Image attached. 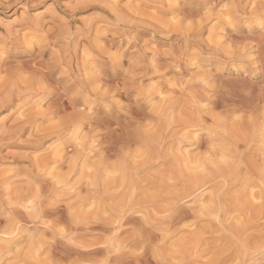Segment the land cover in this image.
I'll return each instance as SVG.
<instances>
[{
	"label": "rangeland",
	"instance_id": "374dc122",
	"mask_svg": "<svg viewBox=\"0 0 264 264\" xmlns=\"http://www.w3.org/2000/svg\"><path fill=\"white\" fill-rule=\"evenodd\" d=\"M206 1L207 0H87L85 5L81 2V4H74L75 1H71V3L70 0H52V3L58 5V7L54 10L52 15L46 16V5L48 4V0H13L12 3H4L3 0H0V29H2V31H0V96H2L0 97V213H4L6 207L9 211L15 208L13 207V202L15 203L16 201V194L19 190L26 187V176L32 171L33 166H36L38 171L47 173L52 180L64 177L65 174L67 175L68 173L65 172L66 170L68 172L66 166H68L69 158L73 156L76 149H79L77 142L79 143L80 140H82V137L87 134L89 127L86 125L78 130L74 129L75 131L69 130L62 135H42L43 133L46 134L47 131H49V128L52 127L51 124L57 121V119L53 121L51 120L50 122L47 119L46 121V116L51 109L57 106V103H60L62 100V102H64V97L57 102L58 100L56 98L58 97V92H51L49 90H47L49 92L44 91L43 93L32 89L31 91H25L20 94L23 87L21 88V86H19L20 88H16L18 85L17 77L19 74L17 75L16 73L18 72H14L15 68L27 69L34 63H36V65L40 63L44 65L47 63L48 65L51 63L56 67L55 71L58 69L56 75L53 76V79L57 78L59 74H61V77L65 78L63 72L67 69L66 67H69L70 62H74L73 67L77 65V67L81 68L83 66L81 64H84L85 67L83 66V68L87 67L86 69H88L90 66V68H92H89L90 71L94 72L90 73L89 69L87 71L93 77L99 76L100 73L107 72L109 76L105 80H107L106 84L109 85V87L104 84L102 92L105 88L106 90L113 89L115 92L112 91V93L114 94L110 92L108 97L110 100L113 97L115 98L114 102L116 106L114 109H110L100 103L98 108L97 104H93L91 107L96 106L99 112H101V114L93 117L102 124L103 122H107L105 121V118L108 114H116L118 112V114L121 115L115 120V124L118 125H123L125 121H129V118H132L130 121H133L135 126H132L133 123L131 124L130 121V127L125 126L124 129V126H118L119 128L121 127V129H124V131L129 127L128 131L132 134L131 135L128 132L127 134L129 136H125V138H128V142H130L127 148L128 153H125L127 158L131 156L130 159H127L130 168H132L131 166H134L135 168L138 165L134 162L142 157L139 154L140 150L143 152L145 150V145L143 147V142H140V139H138L139 136H145L144 134L148 137L155 138L160 144L163 143L160 152H162V150L165 151V149L169 150L174 144V147L172 146V150H170L171 152L168 151L169 154L167 153L168 157L164 154L165 152H162V154L165 155L167 159L178 157L177 159L180 160L179 168H182L181 170L185 171L184 164L186 166L187 161L182 162V160L186 158L187 153L188 157H196L197 154L203 156L205 153L204 147L199 150L192 149L189 145L191 138L194 139L195 136L199 137V139L202 138L201 140L204 139L203 141H205L208 136L206 134L207 131L209 132L212 130L213 133L219 132L220 135L223 136L224 134L225 136L228 131L229 133H231L230 131H233L231 128L235 129V127H237L232 126V122L238 118H245L246 115L249 114V112L245 110V106L242 105H246L247 103L245 102L249 103L250 100L252 101L254 96L258 94L257 90L262 87L261 84L264 79V73L262 74L264 69H261V65H259L264 62V28H261L260 26V16H264V0H231V2L229 0H221V2L216 0H209V2ZM226 1L230 4H238L224 5V3H227ZM113 4L116 5L115 8L117 11ZM214 4H217L218 7ZM239 4L242 7L238 6ZM69 5H71V7H69ZM213 5L216 8L214 10L212 9L214 8L212 7ZM233 6H237L239 11ZM229 7H233L235 11L232 10L231 12V8L229 9ZM226 11L231 15L236 12L235 19H232L231 17L234 16H231L230 14H228L229 16L226 15ZM229 18H231V20ZM174 19L183 22L184 30L182 32L177 31V28L173 23ZM37 29L43 30L49 37L51 46L45 48L43 51H40L39 48L33 49L30 47L31 37ZM94 44L96 48L94 46L91 47ZM83 45L85 46L83 47ZM232 45L238 47V50L237 48L233 49L235 47ZM5 49H7V52H5ZM103 49L106 50V52ZM239 49H243L242 52L246 53H244L245 56H243L244 54L241 51L239 52ZM234 50L237 51V54ZM70 53L73 55V58L70 57ZM118 53L129 59L134 58L136 60L135 66L142 65L141 71L137 73V81L142 82V85L138 83L137 88H140L141 86L145 89L151 88L153 97L151 100L140 103L139 106L136 103L135 95L132 94V89H129V93L126 97L121 95L122 91L118 89L117 84L120 85L119 80H124V71L122 72V70L127 68L128 64L123 60L121 61V64L124 65V69H118L120 65H116V67L113 64L112 61ZM240 53H242L239 55L241 58L235 57V54L238 56ZM86 54L89 56L87 57ZM153 56L157 58L155 66L152 63ZM84 58L87 63L85 60V62L83 61ZM109 60H112L111 64L109 63ZM37 61H39V63H37ZM85 63L90 65L86 66ZM104 65L107 66L105 67ZM109 65H114L119 74L114 75L110 71L109 73ZM12 66H15V68ZM263 66L261 67L263 68ZM13 72L16 75L15 77L17 80H12L11 85L10 80L7 78H11ZM81 72L83 74L86 73L80 70V73ZM82 73L80 75H82ZM15 77L14 79H16ZM108 78L111 79V81H108ZM112 78L116 79L117 83L116 81H113ZM8 80L9 82L7 84ZM4 82L7 84L8 88H10L9 92L12 91L11 94L7 92L6 98L4 92H6L7 86ZM103 83L100 84L102 85ZM10 85L12 87H9ZM114 86L117 88H114ZM59 87L63 86L60 85ZM59 87L57 89H60ZM3 88L6 89L4 90ZM119 88H121V85ZM116 89L119 90V93ZM8 95L11 96L9 97ZM229 95L230 97L232 95L234 96L231 98L233 101L230 99ZM225 98H227V100ZM206 99L212 103L215 101L214 103L216 106L213 108V111L215 112L212 111L211 113H214V117L217 115L215 123L218 125L213 124L214 122L208 118V116L206 117L203 115V117L207 118L205 121L206 124H204L203 130L201 129V133L199 134L200 128L197 126L198 129H194L196 126H192L193 124L191 121H198L201 114L210 109L209 106H212V103L210 102L208 104ZM174 100L175 102H173ZM204 100L205 102L203 103ZM221 100L222 102L220 103ZM167 102H172V104L170 103L169 105ZM163 103L165 106L162 105ZM218 103L220 105L222 104L220 108ZM223 103L225 106H223ZM167 104L168 106L173 105L174 111H176L174 117L179 118L180 120L186 119L185 121L188 122L184 121L185 124H183L184 122L182 123L180 121V124L176 123L177 126L173 125L177 127H174L175 129H173V126L169 125V117L170 115H173L174 112L169 115V111H165L164 114L168 113L166 116L164 114L162 116L159 112L160 110L162 112L163 106L167 107ZM204 105L209 109L204 111ZM236 105H239L237 110ZM161 106L162 108L160 109ZM202 106L204 107L202 108ZM263 106L264 105H262V107ZM232 107L235 109L234 112L231 109ZM199 108H202L203 112ZM69 109L70 108H68V110ZM70 111L67 112L70 113ZM73 112L74 114L80 113L72 109L71 113ZM198 113H200V115ZM224 113H226L227 116L230 115L228 117L229 119L226 118L227 116ZM231 113H236L234 115L237 119H233L232 117L234 115H231ZM159 114H161L162 117ZM244 114L246 115L244 116ZM238 115L243 116L238 117ZM186 116L190 118H185ZM192 116L193 119L191 118ZM27 117L31 119L30 122H35V126L26 125L22 126V128L19 126L22 131L19 132L17 130L20 134H17L18 132L15 133V129L18 127H15V125L22 123L21 121L25 120ZM58 117L59 116H57V118ZM157 119L160 120L157 122ZM225 119H228L229 121H225ZM243 120H246V118ZM223 122H227V125L221 128ZM188 123H190V127L188 126ZM37 124H39V126H37ZM212 124L216 128L218 126V128L215 129ZM185 125L187 126L184 127ZM226 126L230 129L228 128L227 130ZM104 127L107 126H101L94 131L92 130L93 132H90V136L96 134V131L99 133L106 132ZM110 127L115 128L117 126ZM162 127L163 129L160 130ZM167 127L169 129L168 131H166ZM219 127L221 130L226 129L222 132ZM12 128H15V131L11 130ZM263 130L264 128H262V134L264 133ZM157 131H159V133ZM120 132L123 133V130ZM121 133L118 132V134ZM156 133L157 135H160L161 138L155 137ZM165 133H167V135H172L173 133V137L170 136L169 140V135L165 137ZM192 135L194 136L191 137ZM182 137H185L184 141ZM187 137H190V139ZM107 138V136H95L94 140L95 142L99 140V142H101L100 144H102L101 146H104L106 145ZM171 138L173 141L177 138L175 142L180 138L181 140L179 141H183L184 143H181L180 146H175L174 142L171 145ZM153 144L154 143H151V145ZM139 146L141 148L143 147V150L139 148ZM205 147L208 146L206 145ZM106 154L105 151L100 152V155L102 156H105ZM159 154L161 157L163 156L161 153ZM182 154L186 156H183ZM141 155L143 154L141 153ZM92 159L91 162H93L94 159L97 160V157ZM141 159L140 162L143 160ZM210 159L221 160L219 155ZM133 160L134 162H132ZM129 161H131L132 164ZM58 162L59 164L61 163L60 166ZM235 162L236 160L234 159L232 164H235ZM187 164L190 167H193V165L194 168L197 167H195L193 161L190 164ZM87 167L91 168L90 162ZM153 167L154 166H152V168ZM155 167L154 171L151 168V172H148L149 174L152 173L151 175L154 177H156V174L159 172V168ZM85 170L86 169H84L83 172L88 171ZM199 170H201V168H198V171ZM89 171H91V169H89ZM89 171L87 173H89ZM128 171L131 172L132 170L130 169ZM156 171L158 172L155 173ZM119 173L114 177H118ZM243 173L244 170L241 171V174ZM182 174L184 175L183 171ZM182 174H179V181L183 178ZM158 179L161 180L164 178ZM252 179H255V177H252ZM165 180H167V177ZM5 181L8 182L6 183ZM172 181L173 180L169 183L172 184ZM82 182L83 183L78 184L73 188L68 185L63 192L67 191L71 193L72 201L74 200L75 202H78V197L80 196L79 193H83L81 194L82 197V195H84V189L87 186V180L85 178L82 179ZM157 183H159L158 180ZM163 184L166 185L165 183ZM53 186L54 184L50 183L49 189L52 192L56 190ZM145 187L143 188L146 191ZM204 191L205 190L201 191V193ZM254 191H256V189H254ZM238 192L242 193L240 188L236 186L230 191V195ZM203 194L204 196L198 204L194 203V205L189 201L182 203L181 205L185 207L184 209L186 211L184 212V210H180L177 212L182 219H177L168 227L166 225L160 226L164 231L158 228V232L157 227H152V229L154 228L152 235H159L161 232L164 234L161 238L164 239L165 242L162 245L159 256H153L152 252L149 251L146 253H140L135 259L142 262V264H150V262L151 264H161V261H167L168 264H262V262H264V207L261 209H254L252 206L247 210L241 208V211L235 212L234 210H240V208L237 209L236 206H229L224 208V210L226 209V211H229L228 216L230 215L226 220L222 215L223 210H220V212L217 210V207L216 209L213 206L215 208H213V210H217L221 213L220 217H214L213 215V218L212 215L211 217L209 215L207 218L205 212L202 211L203 213H199L201 207L203 208L209 204L208 192L205 191ZM263 199L261 200L264 202ZM254 200H256V204L262 202L256 196L251 201ZM8 201H11L12 203ZM74 201L72 203H74ZM74 205H77V203H74ZM65 206L66 205H63L64 208ZM76 207L74 208L76 209ZM74 208L73 210H75ZM148 209L149 210L147 211H149L150 216H152L153 212L150 207ZM18 211L21 212V210ZM67 212L68 211L66 210L63 214L66 215ZM162 215L165 216L166 214L164 213ZM162 215H159L158 217H161ZM138 216L140 217H138L140 221L135 219L132 222L142 224L143 220H145V216L143 220L141 219V217L143 218V215ZM26 217L27 215H25V219ZM33 217L31 216L26 219H29V221L27 224H24L25 226L23 228L25 230L31 228L32 230L29 229L28 233H30L31 230L30 234H35L36 238L40 237L41 240L42 236L43 240L45 239V242L52 243L53 238L51 235L48 233L42 235L38 232L42 228L40 223H42L43 220H39V218L37 220V216L35 218ZM67 217L68 216L63 219H67ZM81 217L79 218L80 222ZM93 218L97 220V217L95 218L94 216ZM93 218L90 217L92 220L89 219L90 222H88L87 217L82 218V224L77 220L76 223L78 225L76 223H71V230L73 227L75 229L77 228L72 232L70 231L72 235L73 232L76 233L73 236L71 235V237L75 244L82 246L80 249L82 252L89 251V247L95 245L93 248H90L94 249L95 247L96 249V247H98V249H101V252L99 253H102V255L99 258L104 259L108 256V254L102 252V250L104 251V245L112 240L111 235L108 233L110 230L104 229L107 231V233H105V231H103L104 227L102 228L101 225L100 227L97 226L95 224L97 221H93ZM146 220H149V218H146ZM46 221L49 220L47 219ZM135 223L124 226V231L122 230L119 232V235L117 234L118 236L116 235V240L113 238L115 242L114 245L119 243L120 246L118 244L116 246L124 247V242H127L124 241L126 237H130L129 241H131V236H133L132 233H135L134 230L137 225ZM35 226H38V228ZM39 226L41 228H39ZM54 227H58V225ZM192 231L196 236L198 233L199 237L193 245H190L186 243V238L190 236L189 232ZM47 232L50 233L49 230ZM58 233L59 232H57V234ZM121 233L123 234L121 235ZM109 235L111 240L109 238L106 240ZM117 237L119 238L117 239ZM37 239L39 240V238ZM129 241L126 244H128ZM102 242L105 243L102 244ZM118 247L114 249L115 253L112 252V250L110 253L113 256L115 254V259H117V257L118 259L126 258L127 253L119 252V254L116 252L117 249H119ZM60 248L59 250H61V253L59 252L58 254L61 255L57 256L58 258L60 257L59 259L65 255L64 252L68 253L69 251L67 249L64 250L63 247ZM116 253L118 254L116 255ZM51 255L48 257H51ZM56 255L57 254L55 253L51 258L58 259ZM118 255H120V257ZM65 256H67V254ZM37 257L39 258L37 261H41L37 262L39 264H46L45 262H42L44 257V260L46 261L51 259H48L46 254L44 257ZM69 257L70 260L76 258L73 256ZM96 258L97 257L94 255L93 259ZM35 259L33 258V261ZM20 264L23 263L21 262Z\"/></svg>",
	"mask_w": 264,
	"mask_h": 264
},
{
	"label": "bare ground",
	"instance_id": "6f19581e",
	"mask_svg": "<svg viewBox=\"0 0 264 264\" xmlns=\"http://www.w3.org/2000/svg\"><path fill=\"white\" fill-rule=\"evenodd\" d=\"M71 1L72 2L75 1L74 4H76V3L85 4V2L87 0H70V2ZM83 1H84V3H83ZM216 1L221 2V0H216ZM229 1L231 2V0H229ZM3 2L4 3H12L13 0H3ZM206 2H209V0H207ZM218 2H217V4L219 5ZM217 4H214V5L217 6ZM226 4L232 5L234 3H232V4H230L228 2L224 3V5H226ZM237 4L238 3H236L234 5H237ZM214 5L212 7H214ZM241 5H242V3H241ZM78 6H80V5H78ZM115 6L116 5H114V8H115ZM238 6H240V4ZM233 7L232 8L229 7V9L231 8V12H232V10H234ZM236 7H234V8L236 10H238V7L237 8ZM240 7H242V6H240ZM212 9L214 10L216 8L214 7ZM116 11H117V9H116ZM133 12H135V11H133ZM235 13L236 12H234L233 15H231L228 12H227V14L226 13L225 14L226 15L230 14L231 16H234V17H231V16L230 17L232 19H235V15L237 14V13L236 14ZM231 18H229V19L231 20ZM260 18H262V17L260 16ZM109 44H111V43H109ZM230 45H229V47H230ZM84 46L85 45H83V47ZM93 46L95 47V44L92 45L91 47H93ZM232 46L235 47L234 45H232ZM97 48H98V46H97ZM236 48L238 50V47H235L233 49H236ZM231 49H232V47H231ZM243 49H246V48H243ZM243 49H241V50L239 49V52L240 51L242 52ZM103 50H101V51H103ZM74 51H73V53H74ZM104 51L106 52V50H104ZM98 52H99V50H98ZM235 52L237 54V51H235ZM242 53L238 54V56L235 54V57L241 58V56L239 57V55H241ZM90 54L93 55L92 53H90ZM245 54L243 56H245ZM102 55H103V53H102ZM232 55H234V54H232ZM74 56H75V53H74ZM88 56L89 55H87V57ZM70 57L73 58V55L71 54ZM84 60H85V58L83 59V61ZM111 61L109 60L110 64L112 63ZM73 63L70 62L69 67H66L67 69L64 70V72L62 71L63 74L65 75V78L61 77V74H59L57 76V78H54V79H53V76L56 75L57 70H58L57 69L55 71L56 67L54 66V64L50 63L47 65V63H46V65H44V64L40 63L37 65V68H40L41 66H43L44 68L49 69L48 71H44L41 74V78L45 82H49V83L62 82L60 85H62L63 87H59L60 89L55 90L56 93L58 92V97L56 98L58 100L57 102L62 100V98L64 97L65 89L71 88L74 83L78 84V85L79 84H90L94 89V94L100 95L101 100H103L106 95L109 96L108 94H110V92L112 93L113 89H111V88H110L111 90H109V89L106 90V88H105V90L102 92L103 85L106 84V81H107L105 79H107V77L109 76L107 74V72L100 73L99 76L94 75L95 77H93L87 71L90 68V66L88 67V69H86L87 67L83 68L84 64H81V65H83L81 68L77 67V65L75 67H73ZM86 63H87V61H86ZM86 63H85L86 66L90 65V64H86ZM109 63H107V64H109ZM262 64L264 65V62H262ZM262 64H259V65L263 66ZM109 66H110V69L108 70V72L110 71L114 75L119 74L118 70L116 69V67H117L116 65H115L116 67H114V65H112V66L109 65ZM261 66H260V68L264 69V66H263V68ZM120 68L121 67H119L118 69H120ZM90 69H92V68H90ZM90 69H89V71H90ZM256 69H254V70H256ZM261 69H260V71H261ZM80 70L83 72H86V73L83 74L81 72L82 75H80L81 74ZM102 70H103V68H102ZM123 71L124 70H122V72ZM14 72L16 73V71H14ZM14 72L12 73L11 78L10 77L7 78L10 80V84L12 85V83H11L12 80L16 81L18 78V80H17L18 85L16 86V88L19 86H21V88L23 87V90H22V92L20 91V94L25 92V91L26 92L31 91L33 89L31 86V82L25 81L19 73H16L17 75L19 74L18 77L16 78L15 77L16 75L14 74ZM93 72L90 71V73H93ZM263 73L264 72H262V74ZM14 77L16 79H14ZM263 77H264V75H263ZM9 80L7 81V84L9 82ZM108 81H111V79H109ZM113 81H116V79H113ZM119 82H120L121 88H119L120 87V85H119L118 89H120V91H122L121 95L123 97H126L127 94L129 93V89L131 90V88H129L128 90H125L124 80L121 79V80H119ZM100 83H103V84L101 85ZM116 83H117V81H116ZM7 84L5 83L6 86H7ZM11 85L9 87H12ZM107 86L109 87V85H107ZM261 86L262 87H260V88L258 87L259 88L257 90L258 94L256 96H254L252 101L250 100L249 103L245 102L248 104V105L246 104L247 106L244 104L242 105V106H245V110L247 112H249V114H247V115L244 114V116L246 115V117H245L246 120H243L245 118H238L237 119V117L234 115L236 113H234V114L231 113V115H234L233 117L232 116L231 117L233 119H237V120H234L233 122H232L233 119L231 120V122L233 123L232 126H237V127H235V129L231 128V130H233V131H230L231 133H229V131L228 132L226 131L227 134H225V136L223 134V136H222L219 134V132L213 133L212 130H210L212 133L210 131L209 132L207 131L206 134L208 135L207 137H209V138L206 137L205 141H203L204 139L201 140L202 138L199 139V137H195L194 135L191 136V137L194 136V139L193 138L190 139V137L189 138L187 137L188 139H190L189 145L192 147V149L199 150V149L204 147L205 153L203 156L197 154L196 157L195 156L188 157L187 151H186L187 156L182 154L183 156H186V158L184 160H182V162L187 161V163L190 164L193 161L195 164V167L197 166L196 168H194V165H193V167L192 166L190 167L186 163V166L184 164L185 171L181 170L182 168H179L180 160L177 159L178 157L172 158V159L166 158V156L168 157V155H167L168 151L172 150L171 149L172 146L174 147L173 143L175 142V140L177 138L174 141L171 138L172 141L170 144L171 145L173 144V145L169 148V150H167V149H165V151L162 150V152H165L164 153L166 155L165 156L162 154V152H160L162 149L163 143L160 144V142L156 141L155 138L148 137L146 134H144L145 136H142V137L139 136V138H138V139H140L139 140L140 142L141 141L143 142L142 143L143 147L145 145L144 152L141 150L139 152L140 156H142L144 158L141 157L143 160L141 158H139V160L137 159L139 162L137 160H136V162H134V160H133L132 162L137 163L138 165L135 164V165H137L135 168H134V166H131L132 168H130L128 166L129 164L127 162V159H130L131 156L129 158L126 157L127 155L125 156V153L128 151L127 148L129 146L130 142H128V138H125V136L128 135L127 133L129 132L128 129L130 127V122H131V124L133 123V121H130V119H132V118H129L130 122L125 121V123L123 125L115 124V120H117L119 118V116H121L117 112L116 114H108L105 118L106 120L104 119L107 122H103L102 124H100L96 119H94L95 117H93L95 115L101 114V112H99V110L97 109L99 104H97V107L93 106L95 109L94 115H88L85 113L74 114V112L71 113L72 112L71 99H69L68 104H69L70 109L68 111L71 110L70 113L66 112L63 116H61V117L59 116L57 118V121L55 123L51 124L52 127L49 128V131H47V133L45 132L46 134H44V133L42 134V132H41V134L42 135H50V136L51 135H62L64 132L66 133V131L74 130V129L78 130V129L82 128L83 126H86V125L89 126L87 134H85V135L83 134L84 137H82V140H80L79 143L77 142V146L79 147V149H76L73 153V156L69 158L68 166H66L68 169V172H67V170L65 172L68 174L66 175L64 173L66 176L64 175V177H61V178L58 176L59 178H57L64 184L65 187H67L69 185L71 188L75 187L78 184L83 183L82 179L85 178L87 180V184H86L87 186L84 189V195H82V197H81V194H83V193H79V195H80L79 197L76 195L78 197L79 201L75 202L73 200L74 203H77V205H75V207L76 206L77 207H76V209L74 208L75 210H73V208L71 209L73 211L72 214L75 217V219L72 221V223H76L77 220L79 221L80 220L79 218L81 216H82L81 222H82V218H84V217H87L88 222H90L89 221L90 217H92V218L94 216H95V218L97 217V220L93 218V221H95V220L97 221L96 223L94 222L97 226L100 227V225H101L102 228L104 227L103 231H105L104 229H108V230H110V232L112 231L111 233L108 232L111 235L112 240L110 239V235H109L106 240H108V238H109L111 241H108L107 243L102 242V244L105 243L104 251L102 250V252H105L109 256L110 251L112 250V252H114V249L116 247H118V246H116L117 244L120 246L119 243H116V245H114L115 242H114L113 238L115 239L116 235L117 234L119 235V232L122 231L123 228H125L124 226L129 224V223H127V221L132 222L133 220L138 219V217H139L138 215H140V216L143 215V218L141 217V219L143 220L144 216H145V220H143L142 224L145 226L150 224L152 227H157V231H158V228H160V226L166 225L168 227V226H170V224H172L177 219H182L180 217L179 213H177L180 210H184V212L186 211L184 209L185 207H183V205H181V204L188 202V201L191 202V204L192 203L198 204V202H200L201 198H203V196H204L203 193L205 191L208 192V195H209V204H207L203 208L201 207L202 209L200 208L199 213L205 212L207 218L209 217V215H210V217H211V215H212V217H213V215H214V217L215 216L220 217L221 213H219V211L223 210L222 211L223 218H225L227 220V218L230 215L228 216L229 211H226V209L224 210V208H227L229 206H232V207L236 206L237 209L240 208V210L239 209L234 210L235 212L241 211V208H244L243 210H247V209H249V207L251 208L252 206L254 209L255 208H257V209L263 208L264 202L261 199L264 198V187H262V185L260 183L259 172H260L261 168H264V151H262V144H264V133L262 134V128H264L263 127L264 126V106L262 107V105H264V79L262 81ZM114 88H117V87L114 86ZM3 89L5 90L6 88H3ZM118 89H116L117 92L119 91ZM9 90H10V88H8V86H7L6 92H4L5 95L3 93L5 98H6L7 92L10 94L12 93V91L9 92ZM34 90L41 91L43 93H44V91H47V89H45L43 87H37ZM47 92H49V91H47ZM51 92H53V91H51ZM113 92H115V91H113ZM53 94H55V93H53ZM112 94H114V93H112ZM218 96H219V94H218ZM232 96L230 97V95H229L230 99L232 98ZM0 97H2V96H0ZM225 99L227 100V98H225ZM62 101L60 103H57V105H59L61 108L64 107V102H62ZM207 101L208 100L206 99V102ZM173 102H175V100ZM204 102H205V100L203 101V103ZM210 102L208 101V104ZM214 102L215 101H213V103L211 102L213 107L210 105L211 106V107L209 106L210 109L208 107L206 108L205 105H204L205 107L202 106V108L203 107L205 108V109L203 108L204 111L206 109H209L207 112L205 111V113L203 112L202 108H199L200 110H202V112L204 114L201 112L202 114H201V117H199L198 121H196V120L191 121L193 124L192 126H196V128L194 127V129L197 130L198 127L200 128L199 134L201 133V129L203 130L204 124H206L205 121L207 119L206 118L207 116H208V118H210L214 122L213 124H217V123H215V120H217V118H216L217 115L215 114L216 116L214 117L213 116L214 113L213 114L211 113L213 111V108H215V106H216V104ZM221 102H222V100L220 101V103ZM223 102H224V100H223ZM170 103L172 104V102H170ZM170 103H168V104L170 105ZM216 103H217V101H216ZM241 103H243V102H241ZM168 104H167V107H164L165 104L163 103L162 104V105H164L163 111L161 112V110H160L159 112L162 114V116H163L165 111H167V112L169 111L168 112L169 115L174 112L173 115H170V117L168 116L169 120H170L169 125L173 126V125H176V123L180 124V121L183 123L186 119L180 120L179 118L174 117V115L176 114L175 113L176 111H174L173 105L168 106ZM260 104H262V105H260ZM135 105L137 106L136 103H135ZM221 105L219 104V108L221 107ZM91 106L92 105H89V107H91ZM223 106H225L224 103H223ZM238 106H237V108L235 107L236 110L238 109ZM242 106H240V107H242ZM101 107H102V105H101ZM161 108H162V106L160 107V109ZM217 108H216V110H217ZM242 108H244V107H242ZM231 109L234 112L235 109H233V107ZM213 112H215V111H213ZM241 113H242V111H241ZM243 113H245V112H243ZM161 114H159V115L161 116ZM167 114H164V115L166 116ZM198 114L200 115V113H198ZM224 114L227 116L226 113H224ZM203 115L206 117H203ZM229 116H227L226 118H228ZM241 116H243V115H241ZM241 116L238 115V117H241ZM234 117H236V118H234ZM27 118H25V120H22L21 121L22 123L16 124L15 127L18 126L16 129L12 128L11 130L15 129L16 130L15 133H17L18 131L19 132L22 131V129H20V128H22V126H26V125L27 126H35V122H33V121L30 122L31 119L30 118L27 119ZM164 118H166V117H164ZM185 118H188V117L186 116ZM191 118L193 119V116ZM167 119H165V120H167ZM178 119H179V121H178ZM158 120H160V119H157V122H158ZM218 120H219V118H218ZM227 120L225 119V121H227ZM46 121H47V119H46ZM48 121L50 122L51 120L48 119ZM185 122H188V121H185ZM185 122L183 124H185ZM193 122H195V123H193ZM197 122H198V124H197ZM189 124L190 123H188V126H189ZM228 124H229V122H228ZM225 125H227V122H223L221 124V126H222L221 128H223ZM19 126H21V127L19 128ZM37 126H39V124H37ZM101 126H107V127H104L106 132L99 133L98 131H96V134L90 136V132H93L95 129L100 128ZM110 126H117V127L111 128ZM118 126H124V129H125V126L126 127L129 126V127L126 128L127 131L126 130L124 131V129H121V127L119 128ZM132 126H135V124L133 123ZM176 126H173V129L177 128ZM186 126L187 125H185L184 127H186ZM241 126H244V127H241ZM213 127H215V126L213 125ZM226 127L228 130L229 127L228 126H226ZM164 128H165V126H164ZM217 128H218V126H217ZM217 128L215 127V129H217ZM36 129H37V127H36ZM36 129H34V130H36ZM162 129H163V127L160 130H162ZM219 129H220V127H219ZM225 129H222V130L220 129V130L223 132V130H225ZM122 130H123V133L120 132ZM168 130L169 129L167 127L166 131H168ZM196 130H194V131H196ZM206 130H207V128H206ZM19 132L17 134H20ZM118 132L121 134H118ZM157 132L159 133V131H157ZM204 132H206V131H204ZM10 133H11V131H10ZM12 133H13V131H12ZM129 133L131 134V132H129ZM160 133H161V131H160ZM162 133H163V131H162ZM141 134H138V135H141ZM165 134H166L165 137L169 135V134L167 135V133H165ZM211 134H212V136H211ZM37 135H39V134H37ZM95 136H107L108 137L106 139L107 141L105 140L106 145L101 146L102 144H100L101 142H99V140H97L98 142L97 141L95 142V140H94ZM170 136L173 137V133H172V135L168 136L169 140H170ZM196 136H197V134H196ZM199 136H201V135H199ZM155 137L161 138V136L157 135V133L155 134ZM184 138H183V141H184ZM162 140H164V139H162ZM179 140H181V139L179 138L177 140V142H175V146H178V145L180 146L181 143H184L183 141L181 142ZM139 141H138V144H139ZM151 143H154L155 145L154 144L151 145ZM142 144H140V145H142ZM206 145L208 147H205ZM139 148H141V147L139 146ZM101 151H103V152L105 151L107 154L105 156L104 155L102 156V155H100ZM175 152H176V150H175ZM141 153L144 156L141 155ZM159 153H161L164 157L163 156L161 157V155ZM216 155L220 156V158H221L220 161L210 159ZM96 157H97V160L94 159V161L91 162V159L96 158ZM140 159L142 160V162H140ZM234 159L236 160V162H235V164H232V161ZM89 162H90L91 168L87 167V166H89ZM129 162L131 163V161H129ZM91 163H93V164H91ZM58 164H59V162H58ZM60 164H59V166H60ZM59 166H57V167H59ZM152 166H154V167L156 166L157 168H159V172L158 171L155 172V173L158 172L156 174V177L151 175L152 173L149 174L151 172L150 169L152 168ZM154 167L152 168L153 171L155 170ZM198 168H201V170L198 171ZM84 169H86L88 171H89V169H91V171H89V173H87L88 171H86V170H85L86 172H83ZM130 169L133 171L134 175L132 174V171L131 172L128 171ZM242 170H244L243 174H241ZM182 171H183L185 176L182 174ZM115 172H116V174H115ZM234 172H235V174H234ZM118 173H119V176L114 177L115 175H118ZM180 173L183 175L182 176L183 178H182V180L179 181L178 177H179ZM153 174H154V172H153ZM160 176H162V177H160ZM166 177H167V180H169V181L165 180ZM252 177H255V179H252ZM158 178H164V179H161L162 180L161 181ZM157 180L159 181V183H157ZM171 180H173L172 184L169 183ZM163 181H165V182H163ZM163 183H165L166 185H164ZM167 184H170V185H167ZM236 186L240 188V191H242V193L238 192V193H232L230 195V191L233 188H235ZM54 187H55V185L53 186V188ZM65 187L62 190V192L65 190ZM143 187L146 188V191L144 190ZM202 189L205 190L203 193H201V191H203ZM254 189H256V191H254ZM53 192H55V190ZM65 192H67V191H65ZM76 194H78V193H76ZM255 196L259 200H261L262 202L258 201L260 203L256 204V202H255L256 200L251 201V200H253V198ZM8 202L12 203L11 201H8ZM13 204H15V203L13 202ZM64 205H66V206H65V208L64 207L62 208V213L57 212V217H61V216L63 217L64 216L63 218H66V216H68V212L66 213V215H64L63 213L66 210L69 211V204L66 203ZM213 206L215 208L217 207L218 209L217 208L216 209L219 211L213 210V208H214ZM149 207H150L151 211L153 212L152 216H150L149 211H147V210H149L148 209ZM13 209L11 210V211H13V213L19 212L18 210H21L18 208H16V210H15V208H13ZM152 212H151V214H152ZM164 213L166 214L165 216L162 215ZM159 215H162V216L158 217ZM35 217L36 216H34L33 218H35ZM27 218H28V216L26 217V219ZM38 218H39V220L40 219L43 220V222L40 223L42 228L39 226V228H41V229L40 230L38 229L39 230L38 232L41 233L42 235H44V233H48L49 235H51V231H52L51 229H53L54 226H57L56 220H54L51 215H48L47 212H45L44 214H41L39 217H37V220H38ZM146 218L147 219L149 218V220H146ZM47 219L49 221H46ZM67 219H68V217H67ZM87 219H85V220H87ZM215 219H217V218H215ZM138 220H137V222H138ZM27 221H29V219ZM133 223H135V222H133ZM33 224H35V223H33ZM135 224H137V223H135ZM27 226H29V225H27ZM35 227L38 228V226H35ZM77 227H79V226H77ZM29 229H31V228H28V230ZM76 229L73 227L72 230L70 228L69 231L72 232L73 230H76ZM28 230H25L23 228L21 230V233L19 236H14L11 234L10 229H6L4 224L3 225L0 224V264L1 263H3V264H6V263L7 264H20L21 262L23 264H35L37 262H41L39 260L37 261V259H39L37 257L38 256L37 253L39 251H42L43 247H47V249H48V251L45 253L46 257L50 256L51 254L55 255V253L57 254L56 257L60 256L61 254L60 255L58 254L59 252L61 253V250H59L60 247H63L64 250H66V249L69 250L66 247V243L59 241V239L52 241V243L45 242L44 241L45 239H44L43 245H42L40 237H37V238H39V240H38L35 237L36 236L35 234H30L32 229L30 230V233H28ZM48 230L50 231V233L47 232ZM160 230H162V227L160 228ZM134 231H136V229ZM162 231H164V230H162ZM99 232H100V230H99ZM105 233H107V231H105ZM152 233H153V231H152ZM74 234H76V233L73 232V235ZM132 234H134V233H132ZM49 235H47V236L50 237ZM59 235H60V233L57 234V236H59ZM189 235L190 236L186 238V243L193 245L194 242L199 237L198 233L196 236V234L192 231V232H189ZM41 238H42V236H41ZM127 238L128 237H126L124 239V241L128 242L130 237L128 238V240H127ZM49 240H51V239H49ZM46 241H47V239H46ZM123 242H121V243H123ZM127 242H124L125 244L124 243L123 244L126 245ZM129 242H131V241H129ZM123 244H121V245H123ZM93 246H95V245H93ZM93 246H90V247L93 248ZM90 247H89V251H87V252H92V253L101 252V249H98V247H96V249H95V247H94V249H91ZM118 248L121 249V248H123V246L118 247ZM60 249H62V248H60ZM85 250H86V248H85ZM64 254L65 255L67 254V256H68V253L64 252ZM117 254L118 253H116V255ZM52 255H51V257H53ZM65 255L63 257H61V259L64 258ZM93 256L90 258L93 259ZM111 256L114 259L116 257L115 254H114V256L111 254ZM118 256L120 257V255H118ZM35 257H36V259H35ZM41 257H44V256H41ZM51 257H48V259H50ZM33 258L36 260V262H35V260L33 261ZM76 258H74V259H76ZM44 259H45V257L43 258L42 262L46 263L47 261ZM117 259H118V257H117ZM37 264H39V263H37Z\"/></svg>",
	"mask_w": 264,
	"mask_h": 264
},
{
	"label": "snow or ice",
	"instance_id": "6c2138e0",
	"mask_svg": "<svg viewBox=\"0 0 264 264\" xmlns=\"http://www.w3.org/2000/svg\"><path fill=\"white\" fill-rule=\"evenodd\" d=\"M58 7L52 3V0H48L46 5V16L52 15L54 10ZM71 7V5H69ZM174 25L177 28L178 32L184 30V24L181 20L173 21ZM261 28H264V17L260 21ZM2 31V29H0ZM50 41L48 34L41 29H37L32 37L30 42V47L33 49L39 48L40 51H43L45 48L50 47ZM7 52V49H5ZM156 57L153 56L152 63L155 66ZM124 61L128 64V67L124 69V88L128 90L131 88L133 90L132 94L135 95V100L137 104L143 103L145 101L151 100L152 89L151 88H137V84L142 82L137 81V73L141 71V66L136 65V60L134 58L129 59L126 56H121L119 53L113 59L114 65H120L121 68H124V65L121 64V61ZM39 63V61H37ZM15 68V66H12ZM49 69L41 66L37 68L36 63L32 64L27 69L15 68V71L18 72L25 81L31 82L33 89L37 87H43L49 91H55L62 82L49 83L45 82L41 78V74L44 71ZM26 73V75H25ZM119 87V85H117ZM71 94V95H70ZM71 99V108L77 112L85 113L88 115H94V107H89V105L103 103L104 106L114 109L115 108V98L111 100L106 95L103 100H101L99 95L94 94V89L90 84H73L71 88H66L64 91V107L61 108L57 105L55 108L51 109L49 114L46 116V119L56 120L57 116H63L69 108L68 101ZM131 102V101H129ZM262 151H264V144H262ZM260 183L264 187V168L260 169L259 172ZM27 184L24 189H21L16 194V202L13 207L21 209V212H11L5 208L4 213H0V224H4L6 229L11 230V234L14 236H19L21 230L24 227V224L28 221L25 219V215L31 217L33 215L39 217L41 214L47 212L48 215H51L58 227H54L51 231L53 241L59 239L62 242H66V247L69 249L68 256L78 257L77 259L70 260L68 256H65L61 259H50L47 260L46 264H142V262L135 259L140 253H146L151 251L153 256H159L161 253L162 245L164 244V239L161 237L164 235L162 232L159 235H152V226L149 224L147 226L143 224L136 225V231L132 236L131 242L126 244L122 249H117V252L127 253L126 258L114 259L111 256L100 259L99 257L102 253H92V252H82L81 245L75 244L71 238L69 229L71 228V223L75 219L72 214L71 209L75 207L72 203V194L69 192H62L64 189V184L59 180H52L50 176L45 172L38 171L36 166H33V169L26 176ZM6 183L8 181H5ZM55 185V192L50 191L49 185ZM65 203L69 204L68 219H63L57 217V212L62 213V208ZM131 224L133 222L127 221ZM63 225V226H59ZM57 232L60 235L57 237ZM123 233H121L122 235ZM119 237H117L118 239ZM41 243L43 245V237L41 238ZM48 251L47 247H43L42 251H39L38 256H44ZM95 255L96 259H91ZM151 264V262H150ZM161 264H168L167 261H161ZM264 264V262H262Z\"/></svg>",
	"mask_w": 264,
	"mask_h": 264
}]
</instances>
